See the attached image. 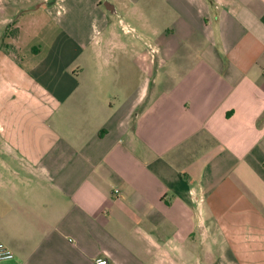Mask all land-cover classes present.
Here are the masks:
<instances>
[{"label": "crops", "instance_id": "crops-1", "mask_svg": "<svg viewBox=\"0 0 264 264\" xmlns=\"http://www.w3.org/2000/svg\"><path fill=\"white\" fill-rule=\"evenodd\" d=\"M8 26L0 264H264V0H0Z\"/></svg>", "mask_w": 264, "mask_h": 264}, {"label": "built area", "instance_id": "built-area-1", "mask_svg": "<svg viewBox=\"0 0 264 264\" xmlns=\"http://www.w3.org/2000/svg\"><path fill=\"white\" fill-rule=\"evenodd\" d=\"M15 260L14 252L0 241V263L10 262ZM99 264H106V261H101Z\"/></svg>", "mask_w": 264, "mask_h": 264}, {"label": "rangeland", "instance_id": "rangeland-1", "mask_svg": "<svg viewBox=\"0 0 264 264\" xmlns=\"http://www.w3.org/2000/svg\"><path fill=\"white\" fill-rule=\"evenodd\" d=\"M104 5H105V3H104ZM8 30H9V32L7 33V35L0 34V37H2V39H3V40H0V57H2L3 54L6 53V51H8V55H10V53L13 52V49L11 47H10V49L6 47L7 42L5 41V38L8 40L9 37L11 38L13 36L12 29H10L9 26H8ZM1 53H3V54H1ZM14 53H17V52L15 51ZM17 55H18V53H17ZM138 85H139V82L137 81V86Z\"/></svg>", "mask_w": 264, "mask_h": 264}]
</instances>
